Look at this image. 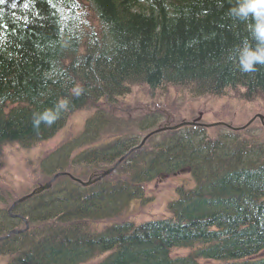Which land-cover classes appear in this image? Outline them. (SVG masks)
Returning a JSON list of instances; mask_svg holds the SVG:
<instances>
[{
  "label": "trees",
  "instance_id": "obj_1",
  "mask_svg": "<svg viewBox=\"0 0 264 264\" xmlns=\"http://www.w3.org/2000/svg\"><path fill=\"white\" fill-rule=\"evenodd\" d=\"M238 2L7 0L0 5V24L6 26L0 28V147L47 140L73 112L93 108L82 135L40 161L42 176L76 166L101 172L127 153L115 169L122 178L83 187L61 176L16 204L11 213L18 216L0 208L4 264H81L101 254L96 264H200V258L264 264V257L254 258L264 249V149L228 136L211 141L197 131L172 132L149 150L145 143L128 152L137 144L132 138L92 146L111 117L103 107L114 106L134 85L185 86L191 98L237 87L264 94V65L251 73L240 70L238 50L255 47L256 41L249 31L252 17L228 14ZM46 112L56 115L55 121L35 124ZM84 143L88 147L77 150ZM181 168L190 170L196 185L169 204L171 218L93 230L95 222L142 198L143 183ZM25 222L26 230L9 234ZM174 246L194 250L170 257Z\"/></svg>",
  "mask_w": 264,
  "mask_h": 264
},
{
  "label": "rangeland",
  "instance_id": "obj_2",
  "mask_svg": "<svg viewBox=\"0 0 264 264\" xmlns=\"http://www.w3.org/2000/svg\"><path fill=\"white\" fill-rule=\"evenodd\" d=\"M103 108L108 115H111L108 118L109 124L104 129L103 135L100 134L92 146L129 137L135 142H140L152 130L175 125L182 121L200 119L198 116H201L203 123L222 120L234 127L244 125L252 119L247 128L236 135L241 138L240 140L247 139L249 142L264 141V129L257 118V115H260L264 122V97H249L242 88L227 89L219 96L191 98L188 88L185 86H164L157 90H150L146 86L134 85L130 92L119 98L114 106L109 105ZM94 111L95 109L91 108V111L79 109L73 112L64 126L47 140L33 143L28 147L14 143H7L0 147V208L8 211L15 201L29 194L44 182L51 180L53 176L48 178L42 176L39 168L40 161L64 142L74 137H80L83 133L85 119L88 114ZM155 114L157 116H154ZM147 126L152 127L148 128ZM208 130L209 128L206 131ZM228 132L231 131L224 126H216L210 128L207 133L211 136L209 139H215L214 137L217 136L228 135ZM166 137H168V132L155 134L154 137L147 140L145 150L151 149V146ZM86 147L88 145L84 143L77 150ZM204 151L205 148L201 153ZM108 167L103 172L109 170ZM65 172L53 179L51 185L61 176L69 175L84 182L87 178H92V173H94L89 174V170L81 166L69 167ZM119 174L113 169L101 179L122 178ZM192 183V178L186 172H181L179 175H162L154 180L146 181L142 185V198L131 201L118 215L95 222L93 230L103 232L112 223L129 221L137 224L147 219L168 218L172 212H169L167 205L175 198L177 187L180 184L183 187L184 185L191 186ZM12 215L11 213V217ZM193 248V246L175 247L171 249L170 255L172 257L184 256L189 254ZM103 256H94L81 264H94ZM256 256H264V250ZM7 260L8 257L0 256V264H4ZM200 263L210 264V261L202 260Z\"/></svg>",
  "mask_w": 264,
  "mask_h": 264
},
{
  "label": "clouds",
  "instance_id": "obj_3",
  "mask_svg": "<svg viewBox=\"0 0 264 264\" xmlns=\"http://www.w3.org/2000/svg\"><path fill=\"white\" fill-rule=\"evenodd\" d=\"M228 14L239 20H246L249 17L254 20V23L249 25V31L256 41V46H242L237 53L240 70L246 73L254 72L257 65H264V0H239L238 4L231 8ZM76 94L79 95V91H76ZM66 106V101L58 105L59 108ZM56 118V115H50L46 112L35 121V124L38 125L40 120H43L51 125Z\"/></svg>",
  "mask_w": 264,
  "mask_h": 264
},
{
  "label": "water",
  "instance_id": "obj_4",
  "mask_svg": "<svg viewBox=\"0 0 264 264\" xmlns=\"http://www.w3.org/2000/svg\"><path fill=\"white\" fill-rule=\"evenodd\" d=\"M185 124H191V123H183V124H180V125H177V126L171 127V128L181 127V125H185ZM163 129H166V128H162V130H163ZM114 166H115V165H114ZM112 169H113V167H112L111 169L107 170V171H104V172L100 173L99 175H97V176H96L95 178H93V179L89 178L86 182H82V181H80V180H78V179H75V178H73V177H71V179L75 180L76 182L80 183V184L83 185V186H84V185L87 186V185H89V184H91V183H93V182H95V181L100 180L102 177H104V175H106L107 173H109ZM63 174H65V173H57V174H55V175L51 178L50 181H48V182H46V183H44V184L38 186V187L35 188L33 191H31L29 194H27V195L21 197L19 200L15 201V202L13 203V206H14L16 203L22 202V201H24L25 199H27L28 197H30V196H32V195H34V194L40 193L41 191L48 189V188L51 186V182L53 181V179H55L57 176H59V175H63ZM13 206H12V207H13ZM12 207H11V208H12ZM11 208H10V209H11ZM10 209H9V210H10ZM15 232H19V231H11V233H15Z\"/></svg>",
  "mask_w": 264,
  "mask_h": 264
},
{
  "label": "snow or ice",
  "instance_id": "obj_5",
  "mask_svg": "<svg viewBox=\"0 0 264 264\" xmlns=\"http://www.w3.org/2000/svg\"><path fill=\"white\" fill-rule=\"evenodd\" d=\"M5 3H7V0H0V5H4ZM12 7H16V4L13 3ZM25 7H27V4H25ZM4 27H6V26L3 24H0V28H4Z\"/></svg>",
  "mask_w": 264,
  "mask_h": 264
},
{
  "label": "bare ground",
  "instance_id": "obj_6",
  "mask_svg": "<svg viewBox=\"0 0 264 264\" xmlns=\"http://www.w3.org/2000/svg\"><path fill=\"white\" fill-rule=\"evenodd\" d=\"M223 90H225V89H223ZM244 91H245V93H247L245 89H244ZM257 118H258V120H261V116L260 115H257ZM175 197H177V195Z\"/></svg>",
  "mask_w": 264,
  "mask_h": 264
}]
</instances>
